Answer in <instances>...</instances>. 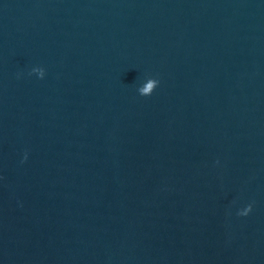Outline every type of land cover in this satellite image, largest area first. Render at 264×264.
Here are the masks:
<instances>
[{"label":"water","instance_id":"obj_1","mask_svg":"<svg viewBox=\"0 0 264 264\" xmlns=\"http://www.w3.org/2000/svg\"><path fill=\"white\" fill-rule=\"evenodd\" d=\"M0 264H264V0H0Z\"/></svg>","mask_w":264,"mask_h":264},{"label":"clouds","instance_id":"obj_2","mask_svg":"<svg viewBox=\"0 0 264 264\" xmlns=\"http://www.w3.org/2000/svg\"><path fill=\"white\" fill-rule=\"evenodd\" d=\"M32 72H37L38 77L39 78H43V69L39 68V67H32L31 71L29 72V75H31ZM153 87H156L158 84V81L156 79H153L151 81ZM151 92L148 89H141L140 90V95L141 96H146V95H150ZM250 205L248 207H245L242 211H240L238 214L240 215H245L247 214V212L249 211Z\"/></svg>","mask_w":264,"mask_h":264}]
</instances>
